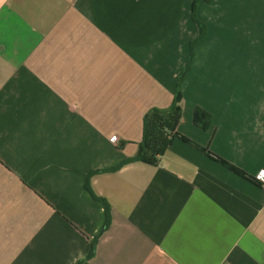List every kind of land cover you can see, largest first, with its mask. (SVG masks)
<instances>
[{
  "label": "crops",
  "instance_id": "crops-1",
  "mask_svg": "<svg viewBox=\"0 0 264 264\" xmlns=\"http://www.w3.org/2000/svg\"><path fill=\"white\" fill-rule=\"evenodd\" d=\"M195 1L0 0V264H264V0Z\"/></svg>",
  "mask_w": 264,
  "mask_h": 264
},
{
  "label": "trees",
  "instance_id": "trees-1",
  "mask_svg": "<svg viewBox=\"0 0 264 264\" xmlns=\"http://www.w3.org/2000/svg\"><path fill=\"white\" fill-rule=\"evenodd\" d=\"M197 1L198 0H196L193 4V9H195ZM202 36L203 33H201L198 38L192 41L190 58L186 64L183 74L186 72V70H188L193 58L194 46ZM183 74L178 79L177 91L173 103L169 107L151 108L146 112L143 124V139L139 144L137 154L133 157L127 158L121 164L111 168L110 170H116L122 165L136 160L155 164L159 161V158L166 152L173 138L179 136L177 127L183 115V110L180 105L182 99L180 87ZM209 120L210 116L204 109H195L194 121L198 126H200L201 128H207ZM224 163L227 164V166H229L235 172L243 174V172L237 167L226 162ZM101 171L103 170L99 169L91 171L90 175L99 173Z\"/></svg>",
  "mask_w": 264,
  "mask_h": 264
},
{
  "label": "built area",
  "instance_id": "built-area-1",
  "mask_svg": "<svg viewBox=\"0 0 264 264\" xmlns=\"http://www.w3.org/2000/svg\"><path fill=\"white\" fill-rule=\"evenodd\" d=\"M117 140H118V136L117 135H114L111 138V141H113V142H116ZM256 179H257V181H260L261 183L264 184V176L263 175H257Z\"/></svg>",
  "mask_w": 264,
  "mask_h": 264
}]
</instances>
